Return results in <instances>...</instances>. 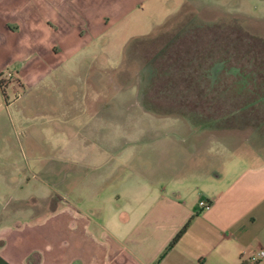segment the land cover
Wrapping results in <instances>:
<instances>
[{
	"label": "crops",
	"instance_id": "0c3cea01",
	"mask_svg": "<svg viewBox=\"0 0 264 264\" xmlns=\"http://www.w3.org/2000/svg\"><path fill=\"white\" fill-rule=\"evenodd\" d=\"M189 5L209 15L183 23L202 24L212 37L232 26L251 35L228 13L264 14V0H0V154L14 155L16 121L38 145L57 132L60 156L49 165L33 156L35 167L17 181L0 176L2 197L30 210L0 223V264H264V117L184 111L181 104L210 102L153 90L159 63L143 46ZM66 108L85 121L65 141L77 147L73 158L62 156L59 136ZM147 116L177 127H146ZM227 131L262 142L230 145ZM30 179L28 196L10 193ZM202 199L210 209L198 206Z\"/></svg>",
	"mask_w": 264,
	"mask_h": 264
},
{
	"label": "trees",
	"instance_id": "16d2710c",
	"mask_svg": "<svg viewBox=\"0 0 264 264\" xmlns=\"http://www.w3.org/2000/svg\"><path fill=\"white\" fill-rule=\"evenodd\" d=\"M209 30L211 29L207 30L208 33ZM191 41L183 50L169 53L170 46H167L165 52L159 54L158 57L163 62L157 66L153 90L167 97L205 98L210 102V105L200 104V101L195 106L181 104L184 111L189 107H200L219 116L233 118L239 115L244 118L251 113L252 117L262 119L264 40L232 26L213 37L209 33V38L203 39L194 34ZM213 69H217L219 73H215V70L213 72ZM239 83L244 86L243 91L233 89L236 84L241 85ZM252 103L260 108L257 111L255 108L251 109ZM187 225L189 222L176 234L169 247L178 241Z\"/></svg>",
	"mask_w": 264,
	"mask_h": 264
},
{
	"label": "rangeland",
	"instance_id": "374dc122",
	"mask_svg": "<svg viewBox=\"0 0 264 264\" xmlns=\"http://www.w3.org/2000/svg\"><path fill=\"white\" fill-rule=\"evenodd\" d=\"M224 12V11H223ZM223 12H219V11H211L210 16H212L214 19L217 18V20L219 18H224L226 17V13ZM196 14V16L199 15V19L202 21L206 20V17H208L209 15V10H207V8H203L202 6H194V5H189L187 7H185L183 10L180 11V13H177L176 15L180 17V20L178 21V23L174 24L175 26L172 29H168L167 30V25L170 26V24L164 25L163 27H161V33H156V36L152 37L149 44L148 45H144L143 49L146 51L150 52V56L153 60L152 62H155V64L157 65L158 63L160 64L161 62H163V59H157V53L158 50L160 51H165V49H167V46H170L169 53L173 50H183L184 47L186 48L187 46H189L192 43V36L194 34L201 36L203 39L204 38H208V29H204L202 28V24H189L186 25V23H183V21L187 22V21H191L193 19H191L194 15ZM239 13H235L233 12V14L228 13V17H232L235 18L236 23H240L243 30H246V32L250 33L253 36H260V37H264V14L259 13V14H253V15H248V14H243L242 12ZM248 15V16H247ZM256 16H262V19L260 20H255L253 19V17ZM227 18V17H226ZM261 18V17H260ZM234 24V23H233ZM168 26V27H169ZM189 28V29H188ZM206 28V27H205ZM166 31V32H165ZM167 35V36H166ZM80 87L85 86V83H79ZM152 93V92H151ZM155 94V93H154ZM133 103V101L131 102ZM154 105L157 106V104H159L160 106H162L163 108H165L167 105L165 103H158V101H154ZM133 110H136V108H132ZM7 115V114H6ZM9 116L13 118V120H15V115L12 109H9ZM8 115L5 116L4 115V119L8 120V124L10 123L9 117ZM73 113L69 112V109L66 108L63 117H62V121L64 122L63 124V129L59 130V136L64 137V144H62L64 146V154L62 155L64 158H70L72 157V155L75 154L76 152V146H72L71 143L70 145L66 144L65 141L66 140H70V137L73 136V132L76 131L77 126L79 125H84L85 121H83V119H79V117L76 119ZM74 118V120H73ZM85 119V117H84ZM44 119H40V121H42ZM135 117L131 115V117H129V127H133L135 126ZM143 121L147 126H162V129H168L169 127H177L176 122L175 121H162L160 120L158 117L155 116H147L143 119H140V122ZM14 121L13 124H15L16 127V132L15 134L13 133V131H11V135H10V139H9V144H13L14 147H12V149L14 150V155L11 158H6L3 156L2 152L0 154V176H2L3 178H5L4 174L11 179V177H14V181H17V179L15 180V178H19L17 175V172L22 173V178L23 176H26V172L29 169V167H31L33 169V167H35V160H33V156H37L39 155L41 157V163H44L47 161V165L48 164V160L50 158L54 159L55 157H60L59 156V145L55 144L53 142L54 137H52L53 133L57 134V132H53V133H49V135L47 134L46 138L42 140L41 144L38 145L37 143H35V140H29L25 139L24 134L22 133L23 131L20 130V126L19 124ZM117 123V122H115ZM50 129V127H49ZM261 129V134L264 137V126H260ZM9 130L10 129V124H9ZM48 130V129H46ZM78 131V130H77ZM88 131V130H87ZM86 136H87V132H86ZM148 135H146L147 137ZM50 137V138H48ZM224 140L226 141V143H229L230 145H232V143H234L235 145H237L238 143L240 144L239 146L243 149H245L247 147L248 148H253V146L258 144V147H260V142L262 141H255V136L253 137L251 135L250 132L246 131H227L226 134L223 135ZM257 140V139H256ZM262 144V143H261ZM227 145V144H226ZM264 145V142H263ZM227 149H225L226 151ZM74 151V152H73ZM227 152V151H226ZM73 153V154H72ZM83 156V155H81ZM76 157H78V155H76ZM73 158V157H72ZM75 158V157H74ZM39 162V163H40ZM38 163V162H37ZM23 171L25 173H23ZM30 177V174H29ZM13 182V181H12ZM3 184V182H2ZM32 185H36V182L33 179H30V182L28 185H26L23 188V191H18L15 190V188H17L16 186H13V190L10 191V193L13 194V196H18V197H22V196H28V189L32 186ZM61 195H63L65 197V200L67 199V201H69V195L67 192L63 193L61 192ZM20 202H18V200H9L8 201V197L7 199H4V197H2V193L0 191V223L2 224H7L12 222V213L13 212H17V214L27 217L30 210L28 207H24V206H19ZM2 214V216H1ZM23 218V217H22Z\"/></svg>",
	"mask_w": 264,
	"mask_h": 264
},
{
	"label": "built area",
	"instance_id": "2783aa9c",
	"mask_svg": "<svg viewBox=\"0 0 264 264\" xmlns=\"http://www.w3.org/2000/svg\"><path fill=\"white\" fill-rule=\"evenodd\" d=\"M6 77L10 78L11 77V73L6 74ZM198 206L202 209V210H208L211 208L212 204L209 201H206L204 199L200 200L198 203ZM263 259L264 258V251H259L258 252V258L257 259Z\"/></svg>",
	"mask_w": 264,
	"mask_h": 264
}]
</instances>
